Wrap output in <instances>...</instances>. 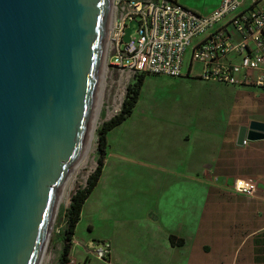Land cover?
Here are the masks:
<instances>
[{"label":"water","instance_id":"95a60500","mask_svg":"<svg viewBox=\"0 0 264 264\" xmlns=\"http://www.w3.org/2000/svg\"><path fill=\"white\" fill-rule=\"evenodd\" d=\"M109 3L0 0V264H36L49 234L86 143ZM262 138L257 120L236 133L237 144Z\"/></svg>","mask_w":264,"mask_h":264},{"label":"crops","instance_id":"0c3cea01","mask_svg":"<svg viewBox=\"0 0 264 264\" xmlns=\"http://www.w3.org/2000/svg\"><path fill=\"white\" fill-rule=\"evenodd\" d=\"M226 90L221 120L229 129L221 134L219 117L201 126L177 124L168 139L177 150L172 155H160L157 146L142 151L136 142L143 132L130 122L131 114L106 132L101 172L75 224L69 264H126L118 258L122 253L134 260L146 254V264H264V138L236 143L239 126L251 120L264 123V90L230 85ZM161 136L160 142L167 140ZM129 160L147 168L153 180L147 208L130 217L113 213L107 195L111 189L104 185L108 164ZM245 176L255 181L252 196L232 189L233 180ZM79 223L86 229L83 238L76 236ZM122 223L129 224L123 242ZM95 224L109 229L94 233ZM98 241L109 243V261L92 255Z\"/></svg>","mask_w":264,"mask_h":264},{"label":"built area","instance_id":"2783aa9c","mask_svg":"<svg viewBox=\"0 0 264 264\" xmlns=\"http://www.w3.org/2000/svg\"><path fill=\"white\" fill-rule=\"evenodd\" d=\"M130 20L136 26L123 41ZM104 39V82L109 88L115 84L123 91L131 77L142 73L264 90V0H218L206 13L176 0H110ZM255 188L249 176L232 182L238 194L251 196ZM109 252L106 241L92 248L102 261Z\"/></svg>","mask_w":264,"mask_h":264},{"label":"rangeland","instance_id":"374dc122","mask_svg":"<svg viewBox=\"0 0 264 264\" xmlns=\"http://www.w3.org/2000/svg\"><path fill=\"white\" fill-rule=\"evenodd\" d=\"M176 1L186 9L198 13L208 12L218 2V0ZM103 59L106 62L105 52ZM104 72L99 91L101 106L96 118L93 137L87 151L86 164L71 177V187L68 188L64 197L57 205L48 234L44 259L42 258V262L40 261L39 264H57L61 236H54L53 234L63 227L64 215L62 214V208L67 206L72 192L75 188L85 183L87 176L93 172L96 166L95 131L97 126L120 110L127 84H125L123 91L115 84L109 88L107 80L104 82V78H106V73ZM132 79L133 77H131L130 82ZM143 79L139 95L129 118L133 124H139L141 132H143L136 142V145L142 151L149 152V149L151 150L152 147L157 146L159 149L157 152L160 155H172L176 153V147L168 139L178 130V127L175 126L177 124L196 122L197 125L201 126L203 122L215 121L216 117H219L220 125L218 128L221 130V134H224L229 129V124L221 120L223 103L227 101L226 88L229 85L207 81L210 84L202 86L196 82L181 81L183 79L181 77L166 75H145ZM120 92H122L121 101L117 99V94ZM156 130L158 134H156ZM160 136L161 139L164 140L166 138L167 140L160 142ZM199 136L197 137L198 139L200 138ZM196 149L199 148L195 146L194 150ZM106 176L104 185L108 186V189H111V192L107 193V195H110L108 197L112 202H109V207L114 214L125 213L124 215L130 217L132 212L142 211L147 208V198L149 194L152 195L151 189L153 186V180L149 178L147 168L138 165L136 161L132 160L125 161L119 165L109 163ZM128 226L129 224L123 223L121 225V232H123L122 242L127 238L124 231ZM76 229V236L83 238L86 235V229L82 223H79ZM103 229L107 231L109 228L106 225L95 224L94 233H99ZM128 236L130 237V234ZM89 244L87 248L91 250ZM118 258L126 264H146L148 261V255L146 254L137 255L135 260L131 255H123V253Z\"/></svg>","mask_w":264,"mask_h":264},{"label":"trees","instance_id":"16d2710c","mask_svg":"<svg viewBox=\"0 0 264 264\" xmlns=\"http://www.w3.org/2000/svg\"><path fill=\"white\" fill-rule=\"evenodd\" d=\"M145 75L140 73L133 76L131 82L126 86L119 112L100 123L96 128V166L93 172L87 176L85 183L72 192L67 206L62 208V214L64 215L63 227L53 234L54 236H61L57 264H69V251L75 224L79 219L82 204L95 186L101 172L106 144L105 134L131 114ZM106 261H109V259L107 258Z\"/></svg>","mask_w":264,"mask_h":264},{"label":"bare ground","instance_id":"6f19581e","mask_svg":"<svg viewBox=\"0 0 264 264\" xmlns=\"http://www.w3.org/2000/svg\"><path fill=\"white\" fill-rule=\"evenodd\" d=\"M104 42H105V39H104ZM104 42H103V50H102L103 53L101 54L100 65H99L98 80H97V86H96V92H95L93 111H92V116H91V121H90V125H89L86 143H85V146H84L82 152L78 155V157L70 165V168L67 172V176L65 177L63 183L61 184V186L59 188V191H58V194L56 197L55 208L52 212L51 219H50L49 224H48V229H47L48 231L47 232H49V230L52 226L53 217H54V214L56 212V208H57L58 203L64 197L68 188L71 187V180H70L71 177L74 176L77 172H79L80 169L86 164L87 151H88L91 139L93 137L92 135H93L94 127H95L96 118L98 116L100 106H101V102L99 100V91H100L101 84H102L103 72L105 71V63H104V59H103L104 45H105ZM47 241H48V235L46 234L44 237L42 248H41V251L39 253L36 264H39L42 258L44 259L43 256H44V252H45V248H46V243H48Z\"/></svg>","mask_w":264,"mask_h":264},{"label":"flooded vegetation","instance_id":"af4514ba","mask_svg":"<svg viewBox=\"0 0 264 264\" xmlns=\"http://www.w3.org/2000/svg\"><path fill=\"white\" fill-rule=\"evenodd\" d=\"M193 78L200 80L199 78H196V77H193Z\"/></svg>","mask_w":264,"mask_h":264}]
</instances>
